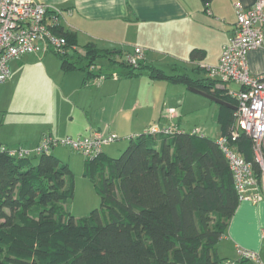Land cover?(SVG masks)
<instances>
[{"label":"trees","instance_id":"1","mask_svg":"<svg viewBox=\"0 0 264 264\" xmlns=\"http://www.w3.org/2000/svg\"><path fill=\"white\" fill-rule=\"evenodd\" d=\"M201 1L209 9L212 0ZM55 31L67 41L51 49L62 68L84 71L87 82L92 76H113L103 75L97 63L102 57L119 65L116 74L121 78L147 71L152 80L195 86L238 105L217 79L167 73L147 63L144 50L134 65L128 55L136 54L137 47L107 49L90 42L80 51L76 33L63 24ZM204 57L202 49L191 51V60ZM193 72L207 71L198 64ZM217 105L219 138L252 164L256 184L264 189L254 138L245 131L234 137L236 110ZM219 138L183 129L148 131L129 136L119 157L103 150L92 159L85 157V175L93 179L101 207L81 218L66 208L75 182L68 163L51 152L59 139L52 137L48 151L33 155L19 156L1 147L0 264H223L230 258L220 255L218 244L241 201ZM240 264L251 263L243 259Z\"/></svg>","mask_w":264,"mask_h":264},{"label":"crops","instance_id":"2","mask_svg":"<svg viewBox=\"0 0 264 264\" xmlns=\"http://www.w3.org/2000/svg\"><path fill=\"white\" fill-rule=\"evenodd\" d=\"M36 1L49 6L51 9L62 10V24L65 29L76 33L80 51H82V46L90 42L107 49L124 48L132 51L136 47H140L144 50V60L149 64L157 65L159 57H170L172 63L188 62L189 59L196 66L198 64L217 65L219 63L222 48L229 42L236 28L235 4L241 2L246 6H252L257 2V0H212L209 9H205L201 0ZM193 49L204 50L205 57L200 61L191 60L190 54ZM50 51L54 53L53 50H48L41 54L46 56ZM33 54L35 53L23 55L19 59L23 60L26 56ZM55 56L60 60L56 54ZM248 62L252 75H263L264 46L249 52ZM19 63L14 65L16 70L25 66H19ZM60 63L66 76L73 74L70 82L65 81V83L69 84V89L73 92H78L74 102L75 109L72 113L77 117L79 116V125L75 126L80 129L73 130L71 133L88 134L108 125L111 130L122 131L123 135L128 138L135 136L139 131L144 133L152 127H158L154 126L157 125L155 123L158 117L150 118L143 112L145 108H149L150 101L143 97L140 89H138L139 91L136 90L138 85L132 91L131 119L128 123L122 122L121 126L120 122H113L112 115L107 113L106 105L100 102L102 105L99 106L94 101L88 100L90 93L95 94V97H93L94 95L91 96L92 98L103 94V89L109 80L102 82L97 89H91L89 86L93 84L90 82L94 79H97L95 82H100L99 77L92 76L87 82L84 71H65L62 68L61 60ZM10 69L12 70L11 65ZM116 72L118 71L116 70ZM14 75L15 73L12 72L9 79L0 83V148L14 149L23 146L33 151L41 141V137L47 134V131L40 129L35 134L36 128H39L38 123L30 119L24 120L25 116L22 113L28 109L24 100H19L18 105L13 104L15 107L7 102ZM201 76H209V74L207 72L195 73L193 77ZM117 77L119 80L110 79V82H114L115 86H121L123 80L118 75ZM109 78L111 77L106 79ZM127 79L132 80V82L140 80V86L149 85L147 81L143 80V75ZM148 80L155 81L149 76ZM227 87L232 89L229 84ZM239 89L240 86L232 90ZM115 90H119V87H115ZM97 108H106V111L100 116ZM72 113L70 120L73 121ZM217 113L218 109L216 120ZM159 120L161 123L162 119ZM164 126V128L172 127L173 129L184 130L180 119L175 125L165 124ZM195 131L199 132V130ZM122 133L120 132V134ZM219 137L220 131L217 138ZM249 193L256 194L257 190L250 189ZM260 193L261 199L258 202L241 201L223 239L226 242L224 248L228 255L223 257L237 258V248L239 247L259 251L264 249V191ZM229 255L232 256L229 257Z\"/></svg>","mask_w":264,"mask_h":264},{"label":"rangeland","instance_id":"3","mask_svg":"<svg viewBox=\"0 0 264 264\" xmlns=\"http://www.w3.org/2000/svg\"><path fill=\"white\" fill-rule=\"evenodd\" d=\"M43 55L41 53H35L26 56L23 60L19 59L10 62L12 67L11 74L13 72L15 75L13 76V83H11L9 88L10 95L7 98V102L12 107L18 105L20 103L19 100H24L27 103L25 105L28 109H25L26 112L22 113V115L25 116L24 120L30 119L38 123L39 128H36L35 134L40 129H45L47 131L45 135H53L52 137L59 140L86 135L85 133H71L73 130L77 131L80 129L75 126L79 125V116L77 117L72 113L75 109L74 102L78 92H73L69 89V84L67 82L65 83V81L70 82L71 77H73L71 75L73 74L65 75L61 69L60 60L53 52L50 51L46 56ZM171 60L170 57H159L156 66L164 69L167 73L187 72L194 76L193 68L196 65L190 62L189 59L188 62L175 61L176 63H172ZM19 61L21 62L19 63ZM15 63H19V66H25L23 68H17L16 70ZM97 63L103 69V75L105 73H113V76L109 79L105 77L98 78L100 82H95L97 79L91 81L90 84L93 85L89 87L91 89H97L102 82L109 80L103 89V94L92 98L91 96L94 95L93 97H95V94L90 93L88 100L94 101L99 106L102 105L101 103L106 105L107 113L112 115L113 122H120L121 126L122 122H129L132 116L130 102L133 97L132 91L138 85L136 90L140 89L143 97L150 101L149 108H145L143 112L150 118L158 117L155 123L157 125L154 126H158L160 131L163 130L165 124L175 125L180 119L182 128L186 131L192 132L199 130L200 134H207L214 138L219 136L220 129L216 120L218 105L209 98L189 90L188 86L184 84L158 80L153 81V83L148 80L147 71L143 74V80L147 81L149 85L140 86V80L132 82L130 79L122 78V85L115 86L114 82H110V79L119 80L117 75L114 74L116 70H119V65L113 64L107 58L102 57L97 60ZM229 85L232 89L239 88V85L234 82H231ZM115 87H119V90H115ZM174 108L177 115L172 118L170 116V110ZM105 111L106 108H97L100 116ZM71 113L74 116L73 121L70 120ZM160 118L162 119L161 123H159ZM26 122L29 123L28 120ZM152 129L153 127L149 131ZM99 131L106 135L116 134L119 137L118 140L103 146V152L110 154L109 156L119 157L128 147L130 140L123 135L122 131L111 130L108 125L102 127ZM139 134H141V131L135 135ZM58 143L52 148L51 152L68 163L73 171L75 182L74 196L67 201L66 208L77 218L88 216L94 209L101 207V197L93 179L85 175L87 171L85 166L86 158L82 154L72 150L68 145L61 142ZM33 154L35 153L32 151L31 155ZM262 154L264 156V153ZM224 245H226V242L222 240L218 244V252L221 256H228ZM231 256L229 255V257Z\"/></svg>","mask_w":264,"mask_h":264},{"label":"built area","instance_id":"4","mask_svg":"<svg viewBox=\"0 0 264 264\" xmlns=\"http://www.w3.org/2000/svg\"><path fill=\"white\" fill-rule=\"evenodd\" d=\"M235 10L236 28L222 48L219 63L202 64V67L211 78L219 80L221 86L231 82L240 86L239 90L229 89V93L238 100L237 128L233 130V136L237 137L241 131H245L254 138L257 160L264 170V74L252 75L248 62L249 52L264 46V0H257L252 6L237 2ZM61 24L62 11L59 9H51L36 0H0V83L10 78L12 60L63 47L67 41L55 31ZM135 51L136 54L128 55V60L137 65L143 49L137 47ZM170 116H176L175 109L170 110ZM173 131L172 127L163 128L162 131L158 127L151 130L153 133ZM116 139V134L106 135L96 130L86 137H68L60 142L92 159L102 152L105 144ZM51 143L52 137L45 136L33 152L40 154L48 151ZM219 144L228 159L240 201L258 202L264 189L256 184L252 164L229 146L225 138H219ZM31 152L25 147L11 149L12 154L19 156ZM250 189H256L257 193H249ZM237 253V259H227L223 264H240L243 259L251 264H264V249L259 251L239 247Z\"/></svg>","mask_w":264,"mask_h":264},{"label":"water","instance_id":"5","mask_svg":"<svg viewBox=\"0 0 264 264\" xmlns=\"http://www.w3.org/2000/svg\"><path fill=\"white\" fill-rule=\"evenodd\" d=\"M188 89L195 92V93H198L204 97H207L209 98L210 100L214 101L215 103L219 104V105H225L227 107H230L234 110H237L238 109V106L233 104V103H230V102H227L226 100L222 99L221 97H218L216 96L215 94L213 93H209L207 91H204L203 89L201 88H198V87H195V86H188ZM263 145H264V142H263Z\"/></svg>","mask_w":264,"mask_h":264}]
</instances>
